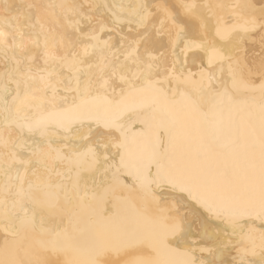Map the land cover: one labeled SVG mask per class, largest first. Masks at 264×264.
<instances>
[{
  "label": "snow or ice",
  "instance_id": "1",
  "mask_svg": "<svg viewBox=\"0 0 264 264\" xmlns=\"http://www.w3.org/2000/svg\"><path fill=\"white\" fill-rule=\"evenodd\" d=\"M0 264H264V0L0 9Z\"/></svg>",
  "mask_w": 264,
  "mask_h": 264
},
{
  "label": "bare ground",
  "instance_id": "2",
  "mask_svg": "<svg viewBox=\"0 0 264 264\" xmlns=\"http://www.w3.org/2000/svg\"><path fill=\"white\" fill-rule=\"evenodd\" d=\"M21 7V0H8L7 4L0 0V9H9L10 11H16Z\"/></svg>",
  "mask_w": 264,
  "mask_h": 264
}]
</instances>
